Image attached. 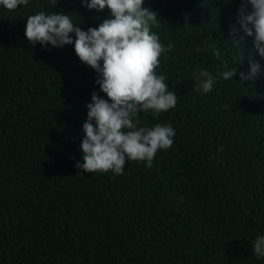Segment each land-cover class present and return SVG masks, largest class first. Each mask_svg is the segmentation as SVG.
Wrapping results in <instances>:
<instances>
[{
	"label": "trees",
	"instance_id": "obj_1",
	"mask_svg": "<svg viewBox=\"0 0 264 264\" xmlns=\"http://www.w3.org/2000/svg\"><path fill=\"white\" fill-rule=\"evenodd\" d=\"M241 2L144 0L158 18L151 31L172 45L154 71L177 104L138 119L176 134L152 167L128 161L119 175L75 167L94 70L71 45L49 50L24 36L40 11L66 12L86 30L108 9L0 8V264H264L251 246L264 235V59L235 25ZM249 56L262 71L241 83ZM200 70L215 77L209 93L193 87Z\"/></svg>",
	"mask_w": 264,
	"mask_h": 264
},
{
	"label": "clouds",
	"instance_id": "obj_2",
	"mask_svg": "<svg viewBox=\"0 0 264 264\" xmlns=\"http://www.w3.org/2000/svg\"><path fill=\"white\" fill-rule=\"evenodd\" d=\"M29 0H0V8L16 10ZM54 6L58 0H50ZM86 10L107 15L95 27L83 30L66 12L40 11L26 19L24 36L42 48H64L71 45L79 61L96 73L94 91L87 102L86 119L82 124L79 149L82 162L75 167L86 173L108 172L123 174L128 161H143L152 167L158 150L173 144L175 129L170 123L141 126L138 117L151 112L159 116L176 107L177 94L169 90L167 78L154 69L162 53L172 45L161 44L151 31L158 20L156 13L142 7L144 0H80ZM239 31L251 37L252 47L264 59V0H242L238 9ZM240 57L239 62H241ZM238 62V63H239ZM247 72L240 71L241 83L254 80L262 71L259 61L249 56ZM237 69L222 72V79L232 80ZM193 87L202 93L213 89L215 77L200 70L193 77ZM257 259L264 258V235L251 243Z\"/></svg>",
	"mask_w": 264,
	"mask_h": 264
}]
</instances>
